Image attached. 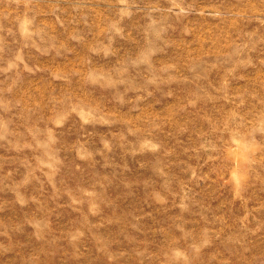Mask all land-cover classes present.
Here are the masks:
<instances>
[{
  "label": "rangeland",
  "instance_id": "374dc122",
  "mask_svg": "<svg viewBox=\"0 0 264 264\" xmlns=\"http://www.w3.org/2000/svg\"><path fill=\"white\" fill-rule=\"evenodd\" d=\"M0 264H264V0H0Z\"/></svg>",
  "mask_w": 264,
  "mask_h": 264
}]
</instances>
